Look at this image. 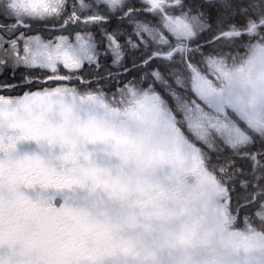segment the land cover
Instances as JSON below:
<instances>
[{
  "label": "snow or ice",
  "instance_id": "1",
  "mask_svg": "<svg viewBox=\"0 0 264 264\" xmlns=\"http://www.w3.org/2000/svg\"><path fill=\"white\" fill-rule=\"evenodd\" d=\"M186 176L212 264H264V0H0V264L146 243Z\"/></svg>",
  "mask_w": 264,
  "mask_h": 264
},
{
  "label": "rangeland",
  "instance_id": "2",
  "mask_svg": "<svg viewBox=\"0 0 264 264\" xmlns=\"http://www.w3.org/2000/svg\"><path fill=\"white\" fill-rule=\"evenodd\" d=\"M181 187L180 196L187 201V212L170 214L146 208L137 223L125 227L131 235H142L146 243L129 237L93 241L100 249V257L112 260L111 255H117L122 264H207L216 259L225 243L215 231L211 212L204 208L203 189L193 176L184 177ZM176 203L174 199L166 201L169 209L175 208ZM213 247L218 252H212Z\"/></svg>",
  "mask_w": 264,
  "mask_h": 264
},
{
  "label": "trees",
  "instance_id": "3",
  "mask_svg": "<svg viewBox=\"0 0 264 264\" xmlns=\"http://www.w3.org/2000/svg\"><path fill=\"white\" fill-rule=\"evenodd\" d=\"M137 196L139 197V194H137ZM140 198L145 200L147 199V197H140ZM121 250H124V248L121 247ZM78 256L85 261H91L92 264H104V262L106 261H111L110 258L107 259L104 257H100L101 256L100 249L97 248V245L94 242H91L87 244L84 248L80 249L78 252ZM111 257L112 260H119L122 262L121 257L117 255H111Z\"/></svg>",
  "mask_w": 264,
  "mask_h": 264
},
{
  "label": "clouds",
  "instance_id": "4",
  "mask_svg": "<svg viewBox=\"0 0 264 264\" xmlns=\"http://www.w3.org/2000/svg\"><path fill=\"white\" fill-rule=\"evenodd\" d=\"M211 250H212V252H214V253L218 252V249L215 248V247H213ZM213 260H214V259H213ZM213 260L208 261L207 264H212V261H213Z\"/></svg>",
  "mask_w": 264,
  "mask_h": 264
}]
</instances>
